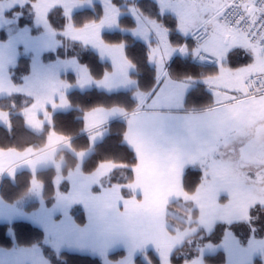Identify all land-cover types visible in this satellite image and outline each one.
Instances as JSON below:
<instances>
[{
	"label": "crops",
	"instance_id": "obj_1",
	"mask_svg": "<svg viewBox=\"0 0 264 264\" xmlns=\"http://www.w3.org/2000/svg\"><path fill=\"white\" fill-rule=\"evenodd\" d=\"M211 2L215 5L214 13L218 2L216 0ZM213 21L214 19L209 21L207 18L201 23H207L208 33L212 29ZM25 27L31 26H19L20 29ZM40 33L38 28L33 27L31 29L33 36L26 39H33L29 41L31 43L43 42L49 38L50 47L48 48L51 51L45 52L46 49L40 48L36 52L43 61L39 69L41 71L49 67L55 69L58 60L45 62L44 56L46 53L56 51L62 43L55 31L49 36H38ZM224 37H226L224 47L219 46L215 55L209 47L198 49L197 45H190V43H181L175 48L172 45L178 44L182 38L177 36H167L169 44L166 53H159L158 50L149 47L148 60L155 69L156 84L148 92L137 88V83L132 77L135 67L126 57L124 47L107 44L103 40L104 44L100 47L102 51H96L90 47L102 61L111 64L102 79L95 80L87 68L75 59L59 60V62L69 61L73 63V66L58 69L55 78L44 82L43 88L34 86L29 88L26 85L32 79V64L31 58L26 57L30 58V73L21 84L17 85L13 79V71L19 59L23 57L22 50L26 45L24 42L15 43L18 38L10 40L8 43L12 45V48L9 52V46L4 47L9 45L6 44L9 37H0V98L17 94L30 97L32 104L25 113L31 110L30 117L34 123L36 122V126L42 127L45 123H49L52 112L67 111L71 108L66 97L70 91V85L64 81V75L69 72H82L80 75L86 80L84 86H76V89L85 90L96 87L108 92L129 90L138 102V107L132 111L114 106L96 107L85 113L84 133L92 146L102 141L107 135L106 126L109 123L119 119L126 120L125 143L137 159L133 169V181L129 186L110 184L109 176L116 168V165L110 162L101 163L94 170L84 172L82 170L84 154L79 153L77 167L67 176L68 191L57 194L55 203L51 207L42 203L37 210L30 213L32 223L42 228L49 242L53 240L69 248L80 246L107 253L124 249L131 257L130 263L138 253L147 249L155 250L160 256L165 254L169 257L168 252L181 244L182 232L172 233L169 230L167 207L172 202L191 198L192 195H188L184 189L185 171L188 168L201 171L211 169L212 158L217 152L228 160L237 150L230 141L227 143L228 146L224 147V137L217 139L219 133H227L230 130L236 116L234 100L228 99L230 94L228 97L216 100L214 95L216 90L212 85L213 79L220 77L219 63L225 56L226 46L229 51L227 57H230L232 64L249 66L242 74L240 93H242L243 79L246 76L264 74V58L260 57L261 54L256 56L253 48L248 44L244 47H235L230 43L229 36ZM150 44L154 45V40H150ZM181 49H184V52H181ZM4 50L8 52L4 53ZM198 52L210 54L214 62L212 64L201 62L197 59ZM2 54L8 59H1ZM177 56L188 57L197 65L213 68L209 74L206 69H201V72L195 76L175 78L172 67ZM58 82L64 83L62 87H57ZM198 85L205 86L212 93L213 104L199 109L185 108L187 93ZM0 115H2L1 112ZM4 119L6 120V116ZM63 148H69V142L57 133L51 132L43 149L36 150L32 147L22 151L0 149V178L8 177L7 173L14 168L13 166H21L20 171H29L33 174L45 170L53 166L57 152ZM14 151L21 154L15 158ZM23 153L25 154L22 155ZM252 156H256L254 151ZM29 160H37V162L26 165ZM38 195L35 194V196ZM74 205L83 208L85 225H79L70 215ZM48 218L61 224V227L53 229L47 222ZM227 241L222 244L227 258L225 264H253L256 255L250 254L242 246L239 247L238 243ZM245 254L253 258L249 259L244 256ZM163 264H170V262L168 260ZM195 264L205 263L198 260Z\"/></svg>",
	"mask_w": 264,
	"mask_h": 264
},
{
	"label": "rangeland",
	"instance_id": "obj_2",
	"mask_svg": "<svg viewBox=\"0 0 264 264\" xmlns=\"http://www.w3.org/2000/svg\"><path fill=\"white\" fill-rule=\"evenodd\" d=\"M115 1H120V5H116ZM142 1L154 2L160 16L166 17L167 15L173 18L175 21V29L173 32L182 35L177 37H182L183 39L182 42L172 45L175 48L179 47L181 43H190V45H193L190 41L191 32L205 19L209 18V21H211V16L215 8L214 2H211L212 0H205L204 2L200 0H0V34H2L0 37H9L6 44H9L8 42H10V40L17 38L18 41L15 43H25L26 46H24L22 50L23 57H30L32 64V79L28 81L26 87L30 88L34 86L43 88L45 86V84H43L44 82L46 83L53 77L55 78L58 69L61 70L73 66V63L69 61L59 62V60H74L75 58L59 59L58 63L55 64L57 66L55 69L49 67L41 71L39 67L43 64L42 57L38 56L39 54L36 52L37 49L40 48L46 49L45 52L51 51L48 48L50 47L49 38L45 39L43 42L33 41L29 43V41L33 39L26 38L33 36L31 34L32 28H19V22L22 16H31L33 20L32 27L38 28L41 32L38 36H49L50 34H54V31L48 20V14L54 7H60L63 9L65 18L68 20V24L62 36L72 42L79 43V45L83 47H91L96 51H102L100 49L104 44L101 37L102 33L107 31H120L130 35L129 37L132 40L145 44L148 49L150 47L151 49L158 50L159 53H166L169 44L167 38V36H170L169 30H167L161 21L143 13L140 8V6H142ZM93 4H98L102 8L103 16L101 20L99 22L89 23L82 28L73 27L71 21L72 14L76 11L92 8ZM25 6H29V10L26 12L23 11ZM122 17L129 18L135 25L130 28L121 27L118 23L119 19ZM173 20H171V22ZM214 22H216V20L213 21L212 29L209 33L206 29L207 23L202 24L205 26L209 38H206L205 41L198 44V49L209 47L215 55L219 46L224 47L226 41V37L224 36H229L230 43L235 45V47H244V45H247L243 35L227 31L223 25ZM126 24L128 25V23ZM150 40H154L155 44L151 45ZM114 45L123 46L125 49L126 43L119 42ZM6 46H9L10 52L12 45H4V47ZM251 48H253L256 56L261 54L256 48ZM227 49L226 46V52H224L225 56L219 63L221 68L219 70L220 77L214 78V83H212V85L216 90L214 94L216 100L225 96L228 97L229 94L228 99L234 100L233 103L236 109V116L232 121L230 130L227 132L226 139L227 143L229 141L231 143L233 142V146L237 150L228 160L220 152L215 154L214 158H212V168L202 170L203 174L201 175L200 184L195 193L189 198L191 202L190 210L181 211L182 215H186L185 221L187 227L179 231L183 234L181 243L184 242L187 237L195 235L199 229L205 232V234L200 235L197 239L198 247H196V249L200 254H198V257H194L185 264H195L198 260L202 261L199 256L202 257L203 254H213L219 249L223 250L222 244L226 240H228L227 242L233 241L238 243L237 245L239 247L242 246L246 248L250 254L256 255L255 259L264 255V163H257L254 159L255 156H252V152L254 151L259 157L261 154H259L258 151L261 150L264 144V94L245 100H235L242 94L239 90L241 78L243 72L249 68V66H236L232 64L230 57H227L229 52ZM3 52L7 53L8 51L4 50ZM8 57L11 59L10 56ZM260 57L264 58V55L261 54ZM1 59L5 60L8 58L2 54ZM75 60L77 61V59ZM107 63L109 66L111 65L109 62ZM84 67L86 66L84 65ZM88 72L90 73L89 70ZM76 73L77 71L75 73L69 72L64 75V81L70 85V91L76 89V86L81 87L86 84L85 78L80 75L82 72ZM229 75L231 77H229ZM63 84L64 83L58 82L57 87H62ZM94 88L96 87L80 91ZM17 95L21 96L22 100H20V102L22 104L28 102V105L20 111L25 119V123L33 131L40 133L45 124L48 123H45L42 127L36 126V122L34 123L33 119L30 117L32 114L31 110L25 113L28 110L27 108L32 104L31 98L23 94ZM35 108L36 107H34V109ZM0 112L2 113V115H0V125L9 127L8 113L2 110H0ZM5 116L6 120L4 119ZM67 141L69 142V140ZM63 149L70 150V145L69 148ZM19 154L21 153L14 151L13 157L17 158ZM24 154L25 153L22 155ZM78 154L79 153L76 155ZM33 162H37V160H29L26 165ZM13 167L14 168L10 169L7 173L8 177H13L15 173L21 169V166ZM69 173L65 176H57V178H55V185L58 186L64 179L67 180ZM1 180L2 178H0V182ZM59 193L62 192H57V194ZM35 194L39 195L35 196ZM57 194L55 195V200ZM41 195V192L37 190V185L34 183L31 192L19 199L13 204L14 206H9L0 198V223H10L14 220H27L32 223L30 219L31 212L24 210V206L33 200L39 201L40 205L42 203L44 204ZM193 210L194 212L196 211L197 217H194L196 214H193ZM217 224L225 228L222 241L217 245L211 242L204 243V237L210 235ZM10 233L12 234V232ZM44 242L48 244L57 255L61 254L63 251H67L100 257L104 264H134V258L132 263H130L129 259L131 257L126 254L124 249H117L107 253L94 248L88 249L80 246H72L69 248L53 240H51L50 242L52 243H50L46 238ZM173 249L174 248H172L170 252ZM114 251H123L124 256L116 261L109 260L107 255ZM17 256L24 257V264H49L39 246L14 247L11 249L0 248V264H15V257ZM244 256L249 259L253 258V256H248L246 254ZM168 260V256L165 254L161 255L162 264L166 263Z\"/></svg>",
	"mask_w": 264,
	"mask_h": 264
},
{
	"label": "trees",
	"instance_id": "obj_3",
	"mask_svg": "<svg viewBox=\"0 0 264 264\" xmlns=\"http://www.w3.org/2000/svg\"><path fill=\"white\" fill-rule=\"evenodd\" d=\"M35 1V0H31ZM120 5V1H115ZM141 3V2H140ZM145 15L156 18L169 30L170 36H182L173 32L175 21L166 15L162 17L157 11L156 4L152 1H142L140 6ZM29 6H25L23 11H28ZM103 16L102 8L98 4H93L92 8L76 11L72 14L71 21L75 28H82L92 22H99ZM28 18V19H27ZM51 28L56 32L62 45L53 52L46 53L45 62L57 61L59 59L75 58L78 62L85 65L94 79H101L109 69V64L102 61L97 53L90 48L83 47L77 42H72L62 36L68 24L63 9L54 7L48 14ZM171 20H173L171 22ZM20 27L31 26L33 20L31 16H22ZM128 23V25L126 24ZM119 24L123 28H130L133 25L129 18H120ZM33 28V27H32ZM128 34L120 31L102 33V40L107 44H118L125 42V55L134 65L135 71L132 73L133 79L137 83V88L143 92L150 91L156 84V73L148 60V47L132 40ZM173 39V38H172ZM181 40L178 42H182ZM192 47V46H191ZM179 58V59H178ZM173 62L172 69L175 78L195 76L206 69L208 74L213 67L197 65L188 57L177 56ZM177 60V61H176ZM205 71V70H204ZM30 73V58L22 57L19 59L17 67L13 71L14 82L19 85ZM71 108L67 111H54L51 114L50 123L45 124L43 130L37 133L30 129L25 123L23 115L20 113L27 105L22 104L21 96H10L0 99V110L8 113L9 127L0 125V149L22 151L29 147L36 150L42 149L47 143V138L51 132H55L64 139L69 140L70 150L61 149L55 156L53 166L36 172L20 171L13 178L3 177L0 182V198L7 204H15L19 199L31 192L34 183L37 190L41 192L44 204L51 207L55 203L57 192L65 193L68 191L69 184L63 180L60 185H55L57 176H65L73 171L78 165L77 153H83L82 170L89 172L94 170L99 164L110 162L116 168L109 176L110 184L117 183L129 186L133 181V169L137 163L134 152L125 143L127 123L125 119L114 120L106 127L107 135L102 141L91 146L88 136L84 133V115L87 111L96 107L110 108L119 106L127 111H132L138 106V102L133 98L132 91L107 92L101 89H91L80 91L71 90L66 95ZM213 104L212 93L203 85H198L191 89L185 97V108H203ZM202 171L195 168H188L184 173V189L188 195H193L201 181ZM129 194V193H128ZM40 207V202L33 200L24 206V210L33 212ZM191 202L189 199H182L168 205L167 223L169 230L182 231L186 227V215L181 211L190 210ZM194 212V210L192 211ZM197 217L196 211L193 213ZM70 215L79 225H85L86 218L84 210L79 205H74L70 210ZM222 225L217 224L214 231L204 237L205 242L214 245L219 244L224 236ZM12 232V234L10 233ZM205 232L201 229L198 232L175 247L169 254L170 264H185L198 257V237ZM45 234L42 228L27 220H14L12 222L0 223V248L11 249L14 247H33L39 246L44 257L49 264H104L100 257L78 254L63 251L57 255L54 250L45 244ZM124 256L123 251L110 252L107 258L112 261ZM205 264H224L226 254L222 249L213 254H203L199 256ZM134 264H162L161 256L153 249L143 250L138 253L133 260ZM264 255L257 257L253 264H263Z\"/></svg>",
	"mask_w": 264,
	"mask_h": 264
},
{
	"label": "built area",
	"instance_id": "obj_4",
	"mask_svg": "<svg viewBox=\"0 0 264 264\" xmlns=\"http://www.w3.org/2000/svg\"><path fill=\"white\" fill-rule=\"evenodd\" d=\"M217 2L215 19L228 31L244 35L249 45L264 54V13L256 11L261 7L262 0H255L254 4L252 0H217ZM206 36L202 26L195 28L191 33L193 42L197 44ZM199 59L205 63H211L214 60L212 56L203 53H199ZM243 87L242 99L264 94V75L246 78Z\"/></svg>",
	"mask_w": 264,
	"mask_h": 264
},
{
	"label": "snow or ice",
	"instance_id": "obj_5",
	"mask_svg": "<svg viewBox=\"0 0 264 264\" xmlns=\"http://www.w3.org/2000/svg\"><path fill=\"white\" fill-rule=\"evenodd\" d=\"M252 3L254 4V3H255V0H252ZM229 6H231V5H229ZM256 11H257L258 13H264V0H262L261 7L258 8V9H256ZM0 35H2V34H0ZM181 52H184V49H181ZM220 137H224V138H225V141H224L223 146H224V147H227V146H228V144H227V139H226V137H227V133H226V132H221V133H219L218 136H217V139H219ZM216 150L218 151L219 149L217 148ZM47 222L50 224V226H51L53 229H58V228L61 227V224H57V223H55V222L52 221L50 218H48V221H47ZM15 264H24V257H23V256H17V257H15Z\"/></svg>",
	"mask_w": 264,
	"mask_h": 264
},
{
	"label": "flooded vegetation",
	"instance_id": "obj_6",
	"mask_svg": "<svg viewBox=\"0 0 264 264\" xmlns=\"http://www.w3.org/2000/svg\"><path fill=\"white\" fill-rule=\"evenodd\" d=\"M259 154H261L259 157L256 155L254 159L257 161V163H264V144L261 147V150L258 151Z\"/></svg>",
	"mask_w": 264,
	"mask_h": 264
}]
</instances>
